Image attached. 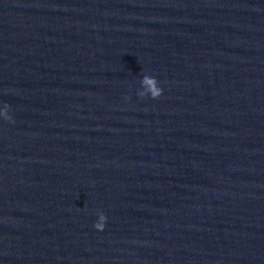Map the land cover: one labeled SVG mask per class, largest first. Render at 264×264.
<instances>
[{
  "label": "water",
  "instance_id": "water-1",
  "mask_svg": "<svg viewBox=\"0 0 264 264\" xmlns=\"http://www.w3.org/2000/svg\"><path fill=\"white\" fill-rule=\"evenodd\" d=\"M0 264H264V0H0Z\"/></svg>",
  "mask_w": 264,
  "mask_h": 264
}]
</instances>
